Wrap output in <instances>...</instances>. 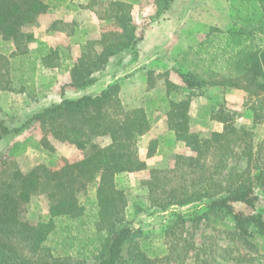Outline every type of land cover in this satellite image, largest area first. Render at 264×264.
<instances>
[{"label":"trees","instance_id":"trees-1","mask_svg":"<svg viewBox=\"0 0 264 264\" xmlns=\"http://www.w3.org/2000/svg\"><path fill=\"white\" fill-rule=\"evenodd\" d=\"M139 1L0 0V36L16 44L9 54L0 52V93L36 98L42 69L69 73V85L81 94L63 95L31 117L42 131L33 146L54 152L55 140L83 152L56 167L40 164L23 171L15 158L31 146L30 138L0 151V264H264V212L256 205V190H264V138L257 133L264 126V0H233L234 13L254 1L256 14L237 15L245 23L227 31L211 26L184 53L181 83L171 79L169 69L149 70L148 90L159 86L160 97L128 106L119 79L97 92L88 89L113 59H138L143 34L133 9ZM174 2L155 0L152 22ZM59 7L95 12L98 34L89 36L73 21L69 42L51 45L23 30ZM73 45L81 48L76 58ZM211 87L243 90L247 100L242 112L214 103L202 117L222 128L205 135L193 128L191 108ZM242 116L250 124L238 125ZM160 117L167 131L150 141L148 156L164 144L183 143L190 153H173L170 166L149 169L139 143ZM23 127L1 120L0 141ZM100 137L110 142L99 144ZM147 169L142 193L131 201L119 176ZM42 194L48 210L32 222L28 215ZM236 202L254 212L237 211ZM149 215L163 220L134 225Z\"/></svg>","mask_w":264,"mask_h":264},{"label":"rangeland","instance_id":"rangeland-1","mask_svg":"<svg viewBox=\"0 0 264 264\" xmlns=\"http://www.w3.org/2000/svg\"><path fill=\"white\" fill-rule=\"evenodd\" d=\"M77 1L85 5L89 0ZM154 1L155 0H140L133 9L134 19L138 25L139 32L143 34V40L146 29L156 24L157 21L161 20L163 15H166L163 14L158 20H154L152 22L151 15L156 12ZM252 7H254V11H256V2L251 1L250 6L240 5V11L255 15L256 13H253ZM73 21L78 22L81 29L89 33V36H95L99 32L100 22L95 12L87 8L75 10L66 7L50 9L48 12L41 14L33 24L25 26L23 30L34 33L39 40L45 41L51 45H58L61 43L67 44L69 42L67 34L70 29L68 24L72 23ZM63 23H67V26H65ZM143 40L140 42H143ZM15 45L16 44L14 41H5L0 36V52L9 54L15 50ZM34 46L35 44H32V47ZM140 48L141 52H143V55H145V53H149L146 45L143 43L140 44ZM72 53L75 58L78 57L81 53L80 46L73 45ZM158 57L150 60V62L146 65H150V67L153 69L155 68V71L158 73H162L165 69H169L171 79L181 83L182 79L179 75L181 70L180 68H183L184 70L187 69L184 56L179 53H175L174 50H167L165 48V50L163 49L162 51H159ZM112 61L114 63H112ZM112 61L106 71L98 74L100 78L99 83L89 88L88 92H97L104 86L101 84H106L107 81L112 80L117 73H121L124 76L126 75L125 77L127 78L133 71H135V64L131 61L130 57L124 58L122 62H120L119 58H115ZM69 83V73L61 72L57 69H42L38 74L36 98L28 97L26 94L16 92L2 91L0 93V122L4 119L6 124L12 128L24 126L20 132L11 133L0 141V151H4L16 141L30 138L29 144H31V146L24 153L18 155L15 158L17 165L23 171H29L40 164H45L52 168L59 166L65 161L77 160L83 156V152L76 146L55 140H53L54 146L56 148L54 152H48L33 146L41 139L42 131L36 121H30L31 117L39 110L50 106L55 102H58L63 95L74 97L81 94L80 91H77L75 88L71 87ZM143 89L144 88L142 87L141 90ZM230 91L228 92L226 89L210 88L206 92V95L209 96L208 100L206 98H197L191 108L192 126L194 129L206 135L212 130H220L222 128L221 123L202 117L205 115L204 111L211 109V107L214 105V103L216 104L217 101L225 102L226 105L231 109L237 110L239 112L243 111L247 96H240L238 94L232 95L233 93L231 94L232 91ZM147 92L151 93L150 97H160L161 88L158 86L152 92L149 90H147ZM143 94L144 92L135 95V93L132 94L127 90L124 92L123 99L128 106H132V100L139 96L142 97ZM145 95H147V93H145ZM237 123L238 125L250 124V121L246 117L242 116L237 118ZM166 131L167 124L165 117H160L153 128L140 140V155L148 162L149 169L153 167L170 166L173 161V153H190L189 148L184 146L183 143H178L174 148L164 144V147L160 149L154 156L149 157L148 150L150 141L155 138H161L164 136ZM257 133L258 138L263 139L264 126H260L257 130ZM97 142L104 145L110 142V138L100 137L97 139ZM149 169L140 172L126 173L119 176L120 183L130 190L131 201L137 199L136 195L142 193L139 187L142 180L149 176ZM256 193L259 196V199L256 201L257 210H262L264 212V190L257 189ZM36 203L37 209L28 215L32 222H36L39 219V216L41 214H45L48 210V202L44 194L36 197ZM234 206L237 211L245 214L254 212L252 207H249L248 205L241 202L234 203ZM162 220L163 215H149L147 217L141 216L136 219L134 225L148 226L152 223H155L156 221L160 222ZM202 233L203 230L199 232L197 238L198 242L200 241V236Z\"/></svg>","mask_w":264,"mask_h":264},{"label":"crops","instance_id":"crops-1","mask_svg":"<svg viewBox=\"0 0 264 264\" xmlns=\"http://www.w3.org/2000/svg\"><path fill=\"white\" fill-rule=\"evenodd\" d=\"M232 2L233 0H175L172 9L168 11V13H165L166 15H163L162 19L157 21L156 24L146 29L143 42H139L138 44L139 56L134 62L135 71L127 78L125 77L126 75L124 76L121 73H117L114 77L115 80L119 79L121 97L123 98L124 92L127 90L132 94L135 93V95L144 92L142 97H136L132 100L133 104H131L141 105L148 96H151V93L147 92L148 71H155V68L153 69L150 65L146 64L149 63L150 60L158 57L159 51L165 50L166 48L167 50H174L175 53L184 56V53L190 47L196 45L205 38L211 26L217 27L222 31H227L234 24L241 25L245 23L242 19H238L237 15H240V17L247 16L248 13H234ZM243 5L247 6L246 3ZM142 43L146 45L149 52L148 54L145 53V55H143V52H141L140 44ZM112 63L114 62L112 61ZM155 73L158 72L155 71ZM111 81H113V79L107 81L106 84ZM106 84L101 85L105 86ZM142 87L144 88L143 90H141ZM211 88L226 89L228 92L231 90L232 92H230L231 94L233 93L232 95L238 94L240 96H247L246 92L240 89L230 87ZM145 93H147L148 96L145 95ZM197 98H206L208 100L209 96L205 95ZM197 98L194 99L193 104Z\"/></svg>","mask_w":264,"mask_h":264}]
</instances>
